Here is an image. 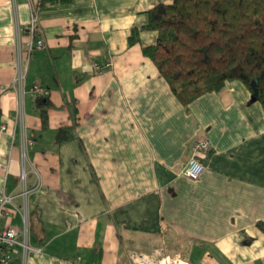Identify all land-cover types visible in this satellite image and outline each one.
Instances as JSON below:
<instances>
[{"label": "crops", "instance_id": "1", "mask_svg": "<svg viewBox=\"0 0 264 264\" xmlns=\"http://www.w3.org/2000/svg\"><path fill=\"white\" fill-rule=\"evenodd\" d=\"M172 1L0 0V200L13 196L0 223L27 221L34 249L11 264H264L261 103L232 80L185 106L143 53L157 32L128 43ZM33 14L46 46L28 55ZM36 98L51 103L46 129ZM196 138L210 148L190 180Z\"/></svg>", "mask_w": 264, "mask_h": 264}, {"label": "trees", "instance_id": "2", "mask_svg": "<svg viewBox=\"0 0 264 264\" xmlns=\"http://www.w3.org/2000/svg\"><path fill=\"white\" fill-rule=\"evenodd\" d=\"M142 29L157 32L155 44L143 47V53L185 106L240 80L264 110V0L160 3L147 12L144 26L133 27L129 45L140 41ZM42 99L35 101L46 129L51 103ZM63 132L61 128L58 140Z\"/></svg>", "mask_w": 264, "mask_h": 264}, {"label": "built area", "instance_id": "3", "mask_svg": "<svg viewBox=\"0 0 264 264\" xmlns=\"http://www.w3.org/2000/svg\"><path fill=\"white\" fill-rule=\"evenodd\" d=\"M30 32H31V40L27 43L28 55H31L32 52L36 49L45 48L46 44L42 36H40L38 32L37 25V16L35 14L32 15L30 21ZM18 74L15 78V85L18 88H22L23 82L25 80V67L22 63L21 58L18 61ZM95 69H100L98 65H95ZM33 91L37 96L46 95V91L40 85H34ZM210 148V142L206 138H196L192 154L187 159L182 173L189 178L190 180H197L200 175L203 173L205 166L203 163V158L207 151ZM24 177V173H23ZM26 191V190H25ZM26 194V192H24ZM13 200V196L10 194L3 195L0 200V220L4 217L6 212V204ZM25 229L20 231L19 229L13 226H3L0 223V264H11L12 263V253L17 246H22L25 252H29L34 250L28 242V224L25 221ZM142 257L150 258L157 262V264H189L183 257L179 254L176 255H165V254H156L155 256H145ZM138 264H144L141 262H137ZM149 264V263H146Z\"/></svg>", "mask_w": 264, "mask_h": 264}, {"label": "bare ground", "instance_id": "4", "mask_svg": "<svg viewBox=\"0 0 264 264\" xmlns=\"http://www.w3.org/2000/svg\"><path fill=\"white\" fill-rule=\"evenodd\" d=\"M134 259L136 262H141V263H149V264H157L154 260H151L150 258L147 257H142L141 255L135 254Z\"/></svg>", "mask_w": 264, "mask_h": 264}, {"label": "rangeland", "instance_id": "5", "mask_svg": "<svg viewBox=\"0 0 264 264\" xmlns=\"http://www.w3.org/2000/svg\"><path fill=\"white\" fill-rule=\"evenodd\" d=\"M157 254H160V253H157Z\"/></svg>", "mask_w": 264, "mask_h": 264}]
</instances>
